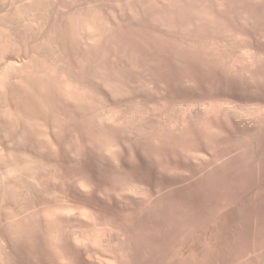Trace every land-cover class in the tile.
<instances>
[{
  "label": "bare ground",
  "instance_id": "6f19581e",
  "mask_svg": "<svg viewBox=\"0 0 264 264\" xmlns=\"http://www.w3.org/2000/svg\"><path fill=\"white\" fill-rule=\"evenodd\" d=\"M263 230L264 0H0V264H213Z\"/></svg>",
  "mask_w": 264,
  "mask_h": 264
},
{
  "label": "rangeland",
  "instance_id": "374dc122",
  "mask_svg": "<svg viewBox=\"0 0 264 264\" xmlns=\"http://www.w3.org/2000/svg\"><path fill=\"white\" fill-rule=\"evenodd\" d=\"M246 232H249V230H247ZM246 234H248V233H246ZM245 236H247V235H245ZM247 237H249L250 238V236H249V234H248V236ZM262 237V238H261ZM262 239V240H261ZM236 240H234V241H232L231 242V244H233L234 242H235ZM252 241V242H251ZM251 241H247L248 243L246 244V242L244 243V242H240V241H236V243H234L233 244V247L235 246V248H233L232 247V245L231 244H228V246L230 245L232 248H230V247H228L227 245V248H229V249H231V250H233L232 252H228L227 250H226V247L224 248V247H221L222 248V250L223 249H225V250H219L220 252H224L225 253V255L226 256H229L228 257V259H224V261H222L223 259V256H224V253H219L218 254V256L216 255V257H217V259L219 260V259H221V261L223 262V264H260L261 262V264H263L264 263V258H262L263 259V261H262V259H261V257H264V230L260 233V238L259 239H256L255 240V242L253 243V240H251ZM238 242H239V244H240V246L238 247ZM257 242V243H256ZM258 242H261V244L260 243H258ZM250 243V244H249ZM236 244H238V245H236ZM242 244H243V247H242ZM246 244V245H245ZM254 244V245H253ZM259 244V245H258ZM245 245V246H244ZM257 245V246H256ZM261 245V246H260ZM237 247V248H236ZM257 247V248H256ZM261 249H260V248ZM243 248V249H242ZM247 248H249V249H247ZM234 249H236V250H234ZM241 249V250H240ZM260 249V250H259ZM247 250V251H246ZM253 250V251H252ZM259 250V251H258ZM243 251H245V252H243ZM258 251V252H257ZM262 251V252H261ZM236 252V253H235ZM243 254H242V253ZM246 252H247V255H248V257H247V255H246ZM251 254H250V253ZM228 253H230L229 255H227ZM231 253H233L232 255H234L233 257H232V255H231ZM250 255H253V256H250L249 257V254ZM255 253V254H254ZM259 253V254H258ZM222 254H223V256H222ZM236 254V255H235ZM241 254V255H240ZM262 255V256H261ZM221 256V257H220ZM225 256V257H226ZM241 256V257H240ZM260 256V257H259ZM231 257V258H230ZM246 257V258H245ZM230 258V259H229ZM242 258V259H241ZM257 258L259 259V260H257ZM217 259H214V262H213V264L215 263V261H217L218 262V260ZM236 259V260H235ZM251 259H253V260H251ZM261 259V260H260ZM225 260H227V261H225ZM232 260V261H231ZM249 260H251V261H253V262H250ZM254 260H255V262H254ZM245 261V262H244ZM217 262L215 263V264H217ZM220 262V261H219ZM222 262H220V263H218V264H222ZM227 262V263H226ZM237 262H239V263H237Z\"/></svg>",
  "mask_w": 264,
  "mask_h": 264
}]
</instances>
